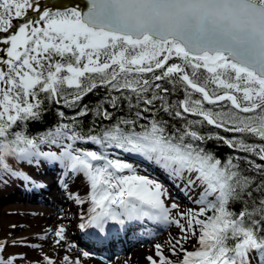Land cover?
I'll list each match as a JSON object with an SVG mask.
<instances>
[{"label": "snow or ice", "instance_id": "1", "mask_svg": "<svg viewBox=\"0 0 264 264\" xmlns=\"http://www.w3.org/2000/svg\"><path fill=\"white\" fill-rule=\"evenodd\" d=\"M53 105L56 122L31 134ZM213 140L232 154L219 158ZM119 154L161 170L195 207ZM10 160L59 165L66 191L82 177L87 194L68 195L88 205L89 235L178 228L167 241L178 262L157 243L149 264H264V0H0V182L43 187ZM50 236L68 240L63 225L35 239ZM9 246L58 264L26 238L0 240V264L28 260Z\"/></svg>", "mask_w": 264, "mask_h": 264}, {"label": "bare ground", "instance_id": "2", "mask_svg": "<svg viewBox=\"0 0 264 264\" xmlns=\"http://www.w3.org/2000/svg\"><path fill=\"white\" fill-rule=\"evenodd\" d=\"M59 172H61V169H58L56 166L50 165V167L45 171V173L39 172L37 175L31 176L32 179L36 181L37 184L43 185V187L33 188L31 185H27L26 187L21 189V191H17L18 193L11 194L10 198L4 196L0 200L1 205L7 204L10 201H13L10 203V205L8 204L7 207L0 208V215L3 216L8 212H14V211L22 213L24 215V219L20 221V226H17L15 230L20 229L21 225L23 226L22 229L25 227L32 226L33 228H35L34 231L26 233V234H29L30 236L32 235L31 237L33 236L36 237L37 234H42L45 229L55 230L60 225H63L67 229L68 240L66 244H64L63 246L55 245L54 244V241L56 239L55 236H50L49 242L46 244L45 248H43V252L47 253L51 258L56 260L58 264L60 261H62L64 257L63 256L64 250H66V252H72L73 250H75V251H80L83 253V250L79 249L77 246L75 248L69 249L68 245L73 244V243L75 244V242H73L72 239H70L71 238L70 236L76 234V233L74 234L73 232L75 227L80 228L79 225L82 222L81 217L83 214L86 213L87 208H88V205L81 206V205L76 204L74 200L69 198V195H68L69 192H72V193H78L81 196H85L88 191L87 185L85 184V186H81L79 188L78 187L79 181H78V178H76L75 180H70L68 182L69 187H68V190L66 191L62 183V175L59 176ZM45 175L49 176L48 180L44 178ZM160 178L162 180L164 179V177L162 176H160ZM164 184L168 188L172 200H175L176 202L180 203L182 207V203L184 201L186 202L188 198L185 195L182 196L181 194H184V193L180 191L177 194H173V191H172V194H171L170 192L171 189L169 188V186H173V184L170 181L164 182ZM40 189H42V193L41 191H39ZM23 190L30 191V193H28L27 195V192H22ZM31 194L33 195L30 196ZM37 200L38 202L40 201L44 203L50 202L52 208L46 205H43L42 207H38V203H34ZM29 213L30 214L35 213L37 216L29 217V215H27ZM0 223L5 224V222L3 221ZM11 224L13 225V223H8V226L11 227L10 226ZM152 225H151V222L146 221L143 225L136 223L135 226L128 225L126 226L125 229H121L120 227L116 228L115 226H108V229L111 230V233L115 234L119 238L116 242L117 244L114 247L110 248V250L111 251L114 250L115 247L121 246L122 244L121 242H124V241L127 242L130 239H131L130 243L142 241V240H139V238H137L141 236V234L142 236L145 235V238L153 237L155 232H151L154 229L153 228L154 226ZM155 226H157L158 231H160L159 225L157 224ZM132 227H134L133 228L134 230H132L131 232L130 230L127 231L128 229ZM126 231H127V234H125ZM76 236L80 239V237L77 234ZM169 236H171V234L167 235L166 237L165 235H159L158 237H156L157 240L160 239V241L157 243L162 244L166 247H169L167 246V241H168ZM112 237L113 236L106 238L104 242L108 245L109 242H111ZM39 242L42 243V241H39ZM139 242L131 246H127V247L135 246ZM78 245L85 248L82 240H81V243ZM109 245H111V243ZM151 247H154V246H148L147 248L138 249L134 251L132 255L130 256L123 255V257H120V258H116L114 257V255L110 256V254L112 253L110 250H107V248H106V251L104 252L110 253L109 258L114 257L113 262H111L110 264H122V263L127 264V262L129 261H130L129 264H137L138 262H135L136 260H134V258L138 257L140 253H144L146 257L153 256L154 248L150 250ZM30 252H31L30 262L34 263L37 261L40 255H38L37 251L36 252L30 251ZM60 252L62 253V255L60 254ZM75 255L77 254L75 253ZM78 257L81 258V256H78ZM74 258H76V256ZM83 259L87 261L85 264H108L107 259L103 258L102 260L99 261L91 255L89 258L87 259L83 258Z\"/></svg>", "mask_w": 264, "mask_h": 264}, {"label": "rangeland", "instance_id": "3", "mask_svg": "<svg viewBox=\"0 0 264 264\" xmlns=\"http://www.w3.org/2000/svg\"><path fill=\"white\" fill-rule=\"evenodd\" d=\"M86 147H89V146H86ZM91 147H93L94 148V146H91ZM45 150H48V149H45ZM51 150H53V151H57V149H55V148H53V149H51ZM119 158H121V159H126V160H129V162H135V163H137L138 164V166H139V168H140V170H141V172H140V174H142V175H150V176H152V177H154V178H158L161 182H167L168 181V179H167V177H165L163 180L160 178V176H162V175H160V174H157L158 172H161V173H163L161 170H159V169H157V168H154L153 166H151V165H148V164H146V163H144V162H142V161H140L139 160V158H136V157H129L127 154H119ZM21 164V163H20ZM20 164H14V165H12V166H15V168H20L21 170L23 169L24 170V172L25 173H27L28 175H30V176H35V175H37L39 172H42V173H45V171L50 167V164H47L46 162H43V163H40L39 165H37V164H32V165H29V164H27V163H22V165H20ZM21 166V167H18V166ZM58 169H60L59 168V165H55ZM57 173V172H56ZM164 174V173H163ZM60 175H62V170H61V172H59V176ZM48 177L49 176H47V175H45L44 176V178L45 179H47L48 180ZM163 177V176H162ZM79 181V182H78ZM78 187L80 188L81 186H85V182H84V180H83V178L82 177H78ZM87 185V184H86ZM27 185H25V183L23 182V181H21V180H19V179H14V178H7L6 179V182H0V200L5 196V197H8V198H10L11 197V194H14V193H18L17 191H21V189H23L24 187H26ZM179 187V186H178ZM169 188L170 189H173V190H171L170 192H171V194H172V191H173V194H177L178 192H179V188L181 189V187H179V188H175V185H173V186H169ZM39 191H41V190H39ZM22 192H27V195H28V193H30V191H27V190H23ZM42 192V191H41ZM181 192V191H180ZM33 194H31L30 196H32ZM182 196H184V194H181ZM41 198V197H40ZM32 201V200H31ZM11 202H13V201H10L9 203H7V204H3V205H1L0 204V208L1 207H7V205L9 204L10 205V203ZM34 203H38V207H42L43 205H46V206H48V207H51V204H50V202H47V203H44V202H38V200L37 201H35ZM188 207H195V205H193L192 204V202L188 199L186 202L184 201L183 203H182V209H186V208H188ZM52 208V207H51ZM55 210V209H54ZM57 214V213H56ZM27 215H29V217H35V216H37L35 213H29V214H27ZM22 219H24V215L22 214V213H20V212H8V213H6L5 215H3V216H1L0 215V222H5V224L4 223H0V240H3V239H8L9 241H11V240H13V239H16V240H20V239H23V238H26L29 242H31V243H40L38 240H36L35 239V236H33V237H31L29 234H26V233H28V232H32V231H34V229L35 228H33L32 226L31 227H25V228H23L22 229V227L20 228V229H17V230H15V229H13V228H11V227H9L8 226V223H13V225H16V226H20V221L22 220ZM146 222V221H145ZM12 225V224H11ZM10 225V226H11ZM159 225V224H158ZM154 226H155V224H154ZM167 227V226H166ZM134 227H132V228H130V229H128L127 231H129L130 230V232L132 231V230H134L133 229ZM74 230H76V227L74 228ZM74 230H73V232H74ZM127 231H126V233L125 234H127ZM166 232V234H163V233H165ZM76 232H74V234H75ZM161 235H165V237L167 236V235H169V234H171V236H169V238H168V240L171 238V237H175V236H178L179 235V229L178 228H176L175 226H169L168 227V230L166 231V229L164 230V232H163ZM14 234V235H13ZM77 234V233H76ZM76 234L75 235H72V236H70L71 238L70 239H72V241L73 242H75V244H76V246L79 248V249H81V250H83V251H88L87 249H86V245H85V243L83 242V245L85 246V248H83L82 246H80V245H78V244H80L81 243V240L76 236ZM125 236V235H124ZM141 236H142V234H141ZM125 238V237H124ZM148 237H146V238H144V240L145 239H147ZM119 238L115 235L114 237H112V239H111V242H109V244L111 243V245H109L108 244V246H103V247H105L103 250L104 251H106V248H107V250H110V248H112V247H114L117 243V240H118ZM144 240L143 241H140L137 245H135V246H132V247H129L128 249H126V248H123L120 252H115L114 250H110L111 251V253H112V255H114V257H116V258H120V257H123V255H132L133 253H134V251H136V250H138V249H141V248H147L148 246H154V244L155 243H157V242H159L160 241V239H158L157 240V238L156 239H154V241L153 242H150V243H147V244H144ZM157 240V241H156ZM49 242V239L47 240V241H42V245H43V248H45V246H46V244ZM122 244L123 243H126L125 241L124 242H121ZM194 243V242H193ZM167 246H168V244H167ZM121 246H118V247H115L114 249H116V248H120ZM185 247L186 248H188V250L189 251H192V250H194V247H193V245H192V243H190V244H186L185 245ZM152 248H154V251H153V256H154V253H155V247H151V249L150 250H152ZM124 250H126V251H124ZM169 250V247H166V246H164V254L166 255V256H169L172 260H174V261H177L178 262V260H179V258L178 257H176V256H172L171 255V253H170V251H168ZM30 251H33V252H36L37 251V253H38V255H40L41 256V254H43V253H41L39 250H32V249H30V248H24V247H12V246H9V248H8V253H10V254H23V255H26L27 256V258H28V260L27 261H25V262H23V264H29V262H30V256H31V252ZM167 251V252H166ZM89 252V251H88ZM113 252H115V253H113ZM75 253L77 254V255H75ZM79 253V254H78ZM82 252H80V251H75V250H73L72 252H66V250H64L63 251V256H65V255H69V256H71L72 258H74L75 256L76 257H78V256H81V259L84 261L83 262V264H85L87 261H85L84 259H83V257H82V254H81ZM90 253V252H89ZM60 254L62 255V253L60 252ZM90 255L92 256V254L90 253ZM114 257H111V258H108V259H110V260H112V262H113V258ZM147 257H146V255L144 254V253H140V255H138V257H136V258H134V260H136L135 262H138L137 264H149V261L146 259ZM103 258H101V259H97V260H102ZM111 262H108V264H110ZM130 263V261L129 262H127V264H129ZM31 264H35V262L34 263H31ZM122 264H126V263H122Z\"/></svg>", "mask_w": 264, "mask_h": 264}, {"label": "trees", "instance_id": "4", "mask_svg": "<svg viewBox=\"0 0 264 264\" xmlns=\"http://www.w3.org/2000/svg\"><path fill=\"white\" fill-rule=\"evenodd\" d=\"M103 95H104V91H103V89H101V90H99L97 95H90L88 97H85L84 103L94 104L96 101L100 100ZM61 110L65 111L68 114H72L71 111L68 109H61ZM56 111H57V106L53 105L52 109L45 115L44 121L42 123H35V124L30 125V128H29L30 133L35 135L39 132L44 131L46 129V127L53 125L57 120ZM91 119H92L91 116L85 118L84 124L85 125L89 124L91 122ZM205 131H216V130L211 129V128H206ZM221 134L222 135H230L227 133H221ZM207 147L209 149L213 150L216 153V155L221 159H225L228 155L232 154L231 150L226 145H223L222 143L218 144L215 140L210 141L208 143ZM9 162L12 165L18 164V163L11 161V160ZM20 165L18 167H21ZM13 167L15 168V166H13ZM16 169H18V168H16ZM7 178H10V177L5 176L3 178V180L6 181ZM236 207L239 208L238 205Z\"/></svg>", "mask_w": 264, "mask_h": 264}, {"label": "water", "instance_id": "5", "mask_svg": "<svg viewBox=\"0 0 264 264\" xmlns=\"http://www.w3.org/2000/svg\"><path fill=\"white\" fill-rule=\"evenodd\" d=\"M67 2L70 3V4H76L77 0H67ZM84 2H85V0H79V4L81 6H83Z\"/></svg>", "mask_w": 264, "mask_h": 264}, {"label": "flooded vegetation", "instance_id": "6", "mask_svg": "<svg viewBox=\"0 0 264 264\" xmlns=\"http://www.w3.org/2000/svg\"><path fill=\"white\" fill-rule=\"evenodd\" d=\"M34 15V14H33Z\"/></svg>", "mask_w": 264, "mask_h": 264}]
</instances>
